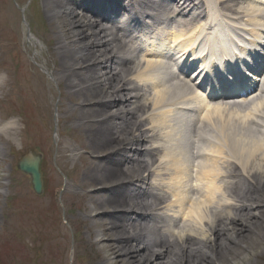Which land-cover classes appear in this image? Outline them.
<instances>
[{
    "label": "bare ground",
    "instance_id": "1",
    "mask_svg": "<svg viewBox=\"0 0 264 264\" xmlns=\"http://www.w3.org/2000/svg\"><path fill=\"white\" fill-rule=\"evenodd\" d=\"M167 3L128 0L123 4V13L129 14L124 25L137 24L143 18L139 7L151 9L156 19L166 9L165 14L173 16L176 26L171 50L184 52L199 45V31L205 23L198 22L204 17L213 19L209 11L214 5L217 16L223 17L226 12L236 24L258 26L264 22V9L256 0ZM42 5L48 22L54 21L53 38L44 28L41 33L30 31L26 20L24 41L35 52L33 58L41 56L40 68L69 102L68 106L60 99L57 103L60 133L65 130L63 125L72 124L69 135L77 146L64 145L61 135L58 154L61 159L69 154L76 158L79 149L85 150L78 186L90 189L89 218L102 221L106 217L109 221L100 225L94 241L97 246L107 244L100 247L103 252L94 253L100 264L109 259L105 254L115 255L113 264H236L237 258L253 264L252 259L264 258V134L257 139L247 124L258 113L263 114L264 90L251 95L253 107L247 113L243 108L251 106L248 102L246 107L240 103L230 108L207 103L193 92L192 82L162 78V57L153 51L145 53L147 64L141 69L142 60L135 61L131 56L135 47L128 32L120 34L115 26L105 23L107 19L98 16L87 19L88 7L79 0H43ZM124 7L119 6L122 10ZM3 14L2 10L0 18ZM4 18L10 24L11 13ZM248 31L257 33L254 29ZM36 36L46 41V50H41ZM2 45L0 58L4 54ZM134 73L136 76H131ZM9 74L0 64V94L6 97L5 102L22 97L27 101L26 108L32 115L39 114L46 126L51 118L46 94L47 90L52 94L50 86L47 88L38 75L28 76L20 91L17 85H11ZM183 101H192L198 116L194 132L191 129L196 141L191 149L196 155L189 159L186 148L181 147L184 126L177 130L171 121L173 106ZM149 106L153 113L150 119L138 120ZM227 131L235 136L227 146L233 157L222 151L227 138L219 140L220 134L228 135ZM21 133L18 121L8 119L0 124V140L9 142ZM80 133L86 137V144ZM241 134L243 139L239 138ZM172 139L173 146L166 148ZM5 151L0 146V161L5 159ZM157 153L163 156L156 165ZM80 159L65 160L64 171L68 172V164L74 168ZM239 175L243 179L239 180ZM190 180L196 188L192 193L188 190ZM166 198L170 199L161 207ZM170 214L180 216L181 222L172 221ZM164 221L166 228L161 225ZM86 234L90 240L95 232L88 230ZM109 235L112 238H104Z\"/></svg>",
    "mask_w": 264,
    "mask_h": 264
},
{
    "label": "rangeland",
    "instance_id": "2",
    "mask_svg": "<svg viewBox=\"0 0 264 264\" xmlns=\"http://www.w3.org/2000/svg\"><path fill=\"white\" fill-rule=\"evenodd\" d=\"M42 4L43 0H0V14L2 10L4 12L0 18V43L3 44L4 53L0 58V64L6 72L10 73L11 85H17L18 90L28 76L38 75L44 80L47 88L49 85L52 89V94L46 91L48 103L56 105L59 99L62 102V98L66 95L61 96L60 91L56 90L51 83L48 74L40 68L41 56L33 58L35 52L24 41V31H22L25 27L23 20L25 15V20L32 32L37 30L41 33L40 29L44 28L47 32H51L49 38H53L51 28L54 27V21L51 22L52 24L48 22L46 14L43 13ZM22 9H25L24 14ZM8 12L11 13L10 24L4 18ZM36 38L41 41V38L37 36ZM41 44V50H46V41H41ZM5 98L0 94V124L10 119L9 117H18L15 121L19 122L22 133L21 136H17V140L9 142L0 140L4 143L0 146L6 150L5 159L0 161V264H34L41 259L42 251L47 252L43 254L47 264H100V260L95 258L94 253L103 252L100 247L107 244L97 246L94 241L97 232L101 230L100 225L109 221L106 217L102 221L89 218V213L92 212V200L88 194L90 189L78 186L82 181L84 157L80 163L74 165V168L72 164H68V172L62 167L63 162L71 161V158L70 154L65 159L59 158L58 145L54 144V129L58 118L57 105H51L49 109L51 118L45 126L39 114L31 115L32 112L27 110L29 108L25 106L27 101H24L22 97H17L13 103L5 102ZM222 119H227L226 115ZM258 120L264 124V112L262 118ZM255 121L257 122L256 119ZM257 125L249 124L248 131L251 128L253 131L250 130V132L254 133V137L261 140L264 127L260 128ZM64 133L66 132L63 130L64 144L77 146L74 139ZM227 133L228 135L223 133L220 138L221 141L227 138V144L225 143L222 151L232 156L233 151H230L227 146L231 138L235 136L234 132L229 134L227 131ZM239 138L243 139V134ZM34 150L42 153L40 161L43 168L41 169L43 170L42 179L45 181L47 190L44 189L45 192L40 196L32 191L29 176L17 168L21 162L20 158ZM78 152L80 156L83 155L82 150ZM235 172L240 174L238 169ZM2 174L6 176L5 181L2 179ZM241 178L242 176L239 180ZM88 230L95 232L93 238L89 234L90 240L86 234ZM104 238H112V236ZM42 240H47V244L42 250H37V245ZM257 252L258 250L255 251ZM101 255L104 256L103 253ZM72 256L73 260H71ZM105 256L109 257L106 264H113L115 255L105 254ZM240 260L241 258H237L234 262L247 264ZM251 262L264 264V258L252 259Z\"/></svg>",
    "mask_w": 264,
    "mask_h": 264
},
{
    "label": "water",
    "instance_id": "3",
    "mask_svg": "<svg viewBox=\"0 0 264 264\" xmlns=\"http://www.w3.org/2000/svg\"><path fill=\"white\" fill-rule=\"evenodd\" d=\"M21 169L26 171L27 173L29 172L32 175L34 190L35 192L40 193L41 181H40L39 173L37 170V164H23L21 166Z\"/></svg>",
    "mask_w": 264,
    "mask_h": 264
}]
</instances>
